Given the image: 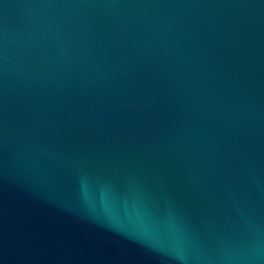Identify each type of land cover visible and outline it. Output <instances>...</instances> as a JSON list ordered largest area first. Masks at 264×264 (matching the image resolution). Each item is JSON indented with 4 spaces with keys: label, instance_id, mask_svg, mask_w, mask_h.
Wrapping results in <instances>:
<instances>
[{
    "label": "water",
    "instance_id": "95a60500",
    "mask_svg": "<svg viewBox=\"0 0 264 264\" xmlns=\"http://www.w3.org/2000/svg\"><path fill=\"white\" fill-rule=\"evenodd\" d=\"M0 264H264V0H0Z\"/></svg>",
    "mask_w": 264,
    "mask_h": 264
}]
</instances>
